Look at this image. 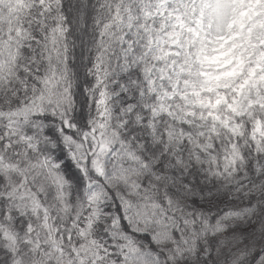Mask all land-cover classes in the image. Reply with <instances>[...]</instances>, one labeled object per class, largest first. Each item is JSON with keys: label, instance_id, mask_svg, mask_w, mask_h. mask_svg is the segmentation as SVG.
I'll return each mask as SVG.
<instances>
[{"label": "snow or ice", "instance_id": "6c2138e0", "mask_svg": "<svg viewBox=\"0 0 264 264\" xmlns=\"http://www.w3.org/2000/svg\"><path fill=\"white\" fill-rule=\"evenodd\" d=\"M0 264H264V0H0Z\"/></svg>", "mask_w": 264, "mask_h": 264}]
</instances>
